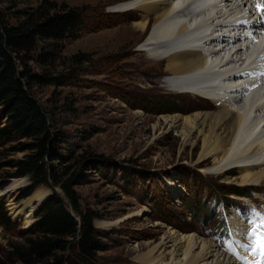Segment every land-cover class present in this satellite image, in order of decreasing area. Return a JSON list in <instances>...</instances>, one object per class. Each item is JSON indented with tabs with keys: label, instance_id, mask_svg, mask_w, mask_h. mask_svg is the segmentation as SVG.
I'll return each mask as SVG.
<instances>
[{
	"label": "rangeland",
	"instance_id": "obj_1",
	"mask_svg": "<svg viewBox=\"0 0 264 264\" xmlns=\"http://www.w3.org/2000/svg\"><path fill=\"white\" fill-rule=\"evenodd\" d=\"M84 1L0 0L6 24H17L26 13L39 11L77 9L85 18L77 37L41 40L33 56L20 64L21 73L58 78L51 83L26 78L30 92L51 119L58 154L47 155L41 170L30 168L17 177L25 170L23 162L38 152L31 146L36 138L19 136L0 145V222L3 209L9 220L7 226L0 223V256L25 243L20 231L37 221L40 209L53 196L73 210L65 185L75 173H82L69 186L75 202L80 211L93 216L101 231L90 264H142L137 255L159 242L169 228L195 232L234 255L218 237L231 230L232 210L244 214L254 204L264 209V185H234L235 190L251 193L240 195L249 201L234 203L228 196L232 194L225 193L232 189L226 179L192 165L199 149H188L181 156V138L173 132L153 140V126L161 115L176 113L181 104L190 106L199 99L155 91L152 76L145 73L135 79L131 62L144 49L153 24L145 37L140 33L136 37L130 27L135 18L119 11L132 3L115 0L100 7L98 1ZM165 77L160 78L161 85L173 89ZM162 108L173 111H157ZM136 111H141L138 118ZM7 119L5 105L0 103V127ZM34 184L33 193L23 197ZM39 192L45 197L33 210L32 221L25 223L27 214L14 218L9 200L21 205Z\"/></svg>",
	"mask_w": 264,
	"mask_h": 264
},
{
	"label": "bare ground",
	"instance_id": "obj_2",
	"mask_svg": "<svg viewBox=\"0 0 264 264\" xmlns=\"http://www.w3.org/2000/svg\"><path fill=\"white\" fill-rule=\"evenodd\" d=\"M90 1H98L100 7L116 2L115 0ZM181 1L127 0L132 5L119 10L122 13H130L135 18L130 27L136 37L139 33L142 38L145 37L149 26L153 24L144 49L136 53L131 62L135 79L145 73L152 76L151 81L155 84L153 86L155 91L165 90L167 94H176L183 99H199L196 104L190 106L181 104L180 110L176 113L161 115L153 126V140L173 132L181 138V156L188 149H199L198 157L192 165L200 166L203 173L226 179L224 182L232 185V189H235L234 185L245 188L263 186L264 159L259 157L264 153V95L260 98L256 97L247 105L243 99L247 88L235 84L234 81L253 74L257 75L255 82L261 81L263 84L264 76L260 74L264 73V60L257 61L256 64L255 61L247 62L251 53L250 47L246 44L250 40L241 31L243 29L241 23H236L239 28L232 26L223 28L234 25L226 23L242 13L246 5L250 10L247 14L255 18V23L260 24L258 21L260 18H257V15L261 14L260 10L255 7V0H214L211 5L214 9L207 18L210 21L205 23L211 31L197 33L193 37L197 36L191 40L200 44L164 55V51L181 42L178 36H183L190 30V19L199 12L192 6L194 0ZM176 15H184L186 18L175 24L171 19ZM203 25V22H196L193 29L201 28ZM226 31H233L234 34L230 35L225 33ZM216 41L223 42L224 46L211 52L219 62L218 69L214 70L215 67H212L211 71L206 51ZM228 44L236 46L230 47L227 46ZM201 72L207 74V77L197 80L192 76ZM217 75L221 76V83L198 85L197 81L203 83L206 78L209 80ZM163 76H166V83L174 77H180L181 80L179 83L171 84L173 89H168L166 85H161L160 78ZM167 76L172 78L167 79ZM187 76L190 79L186 80ZM250 86L251 83H248L247 87ZM140 113L141 111L135 112L136 118L141 116ZM252 116L254 118L250 122ZM209 165L211 167H208ZM233 167H236L235 170ZM231 171H234L235 175L230 176ZM228 196L234 199V203L243 204L249 201L248 197L240 195ZM44 197L43 192L36 193L21 205L10 199L8 205L13 217L17 219L27 214L25 223L29 224L32 221L33 210ZM232 211L233 215L229 217L231 230L242 240L246 232L244 214L240 210ZM260 227L258 240L263 241L264 224L261 223ZM147 248V252L136 257L142 264H242L236 255L227 254L214 241L195 232H179L175 228H169L162 234L159 242H152ZM254 248L258 251L256 245ZM238 249L256 264H264V258L257 257L255 252L250 253L240 247Z\"/></svg>",
	"mask_w": 264,
	"mask_h": 264
},
{
	"label": "trees",
	"instance_id": "obj_3",
	"mask_svg": "<svg viewBox=\"0 0 264 264\" xmlns=\"http://www.w3.org/2000/svg\"><path fill=\"white\" fill-rule=\"evenodd\" d=\"M26 14L27 17L19 23L6 24L0 12V103L5 105L8 116L7 124L0 127V145L26 136L36 138L31 146L38 148L35 155L23 162L25 170L17 177L25 176L30 168L41 170V162L47 155L58 154L51 119L30 92L26 79L28 76L29 79L51 83L58 78L21 73L20 64L33 56L41 40L75 38L85 25V18L77 9ZM165 110L173 111L171 108L157 111ZM67 173L68 167L64 174ZM81 176L82 173H75L65 185L73 210L57 196L47 200L40 209L37 221L20 231L19 236L26 238L25 243L0 256V264L91 263L95 257L96 238L101 231L95 227L92 215L80 211L69 187ZM36 186L34 184L23 197L31 195ZM225 191L226 194L251 195L235 189ZM2 217L0 223L7 226L9 220L4 209ZM51 259L55 261L50 262Z\"/></svg>",
	"mask_w": 264,
	"mask_h": 264
},
{
	"label": "snow or ice",
	"instance_id": "obj_4",
	"mask_svg": "<svg viewBox=\"0 0 264 264\" xmlns=\"http://www.w3.org/2000/svg\"><path fill=\"white\" fill-rule=\"evenodd\" d=\"M256 7H257L258 10L264 11V6H262L260 4H257ZM262 19H264V18H262ZM253 214L255 215L254 212H253ZM249 223L251 224L252 221L250 220ZM261 223L264 224V217H261ZM228 234H229V236L232 235L231 230H229V233ZM255 234H256L255 233V230H253L252 232H248L247 233L248 236H255ZM254 243H255V245H256L257 248H260L262 250L261 251V256H262V258H264V241L256 240ZM233 245L238 246L240 248H244V249H247L250 246L248 243H241V241L239 239H237V240H234V241H230L228 243L227 250L229 252L235 253L236 248ZM255 250L256 249L254 248L253 251H255ZM238 258L243 259L244 257H238Z\"/></svg>",
	"mask_w": 264,
	"mask_h": 264
}]
</instances>
